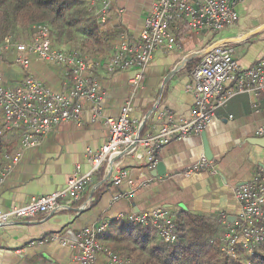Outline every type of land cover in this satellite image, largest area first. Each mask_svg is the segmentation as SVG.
<instances>
[{"label":"crops","instance_id":"crops-1","mask_svg":"<svg viewBox=\"0 0 264 264\" xmlns=\"http://www.w3.org/2000/svg\"><path fill=\"white\" fill-rule=\"evenodd\" d=\"M99 1L100 10L105 3L109 6L103 26L107 52L102 59L106 61L124 42L141 37L156 0ZM236 9V25L220 32H196L182 22L173 23L171 32L178 47L172 51L158 49L138 84H134L137 70L110 76L104 66L99 68L95 76L103 94V117H119L131 99V118L141 122L142 135L156 134L169 119L166 113L190 118L195 97L186 87L193 68L207 51L219 44L231 45L242 70L264 59V0H239ZM8 56L0 54V84L17 86L30 74L54 93L66 90L64 67L38 58H32L29 71L22 77L9 79L5 75L10 67ZM83 105L80 124H60L38 147L24 149L16 164L9 167L8 162L0 171L2 211L59 191L77 171L89 169L91 156L108 140V130L104 120L93 118L90 104L84 101ZM262 130L264 94H237L217 111L204 132L215 171L187 174L205 156L201 134L174 140L161 150L157 158L164 166V176L155 177V170L133 156L114 157L93 177L79 201L65 202L58 211L31 221L1 224L0 264H80L73 243L81 231L101 221L120 220L122 215L164 210L206 220L226 217L233 224L241 212L234 189L251 181L260 169L264 171V149L251 143L264 137L258 134ZM19 146L20 141L16 149ZM117 163L120 171L127 173L120 185L109 180L110 170ZM112 173H117L114 168ZM96 264L111 262L102 253Z\"/></svg>","mask_w":264,"mask_h":264},{"label":"built area","instance_id":"built-area-1","mask_svg":"<svg viewBox=\"0 0 264 264\" xmlns=\"http://www.w3.org/2000/svg\"><path fill=\"white\" fill-rule=\"evenodd\" d=\"M90 1L92 6L96 5L94 0ZM238 2L156 0L141 37L137 41L124 42L105 63L86 60L73 52L59 49L50 29L44 25H34L32 36L25 41L5 37L0 44V54H14L16 65L23 71H29L32 58H38L63 66L66 74V90L60 93L52 92L41 80L30 74H26L17 86L0 84V111L4 130L20 135V146L14 156L9 158V167L19 161L24 149L38 147L60 124H80L84 101L90 104L95 120H104L108 140L91 156L89 169L85 173L77 171L63 189L33 197L26 205L12 207L7 212L0 209V225L12 220L31 221L41 214L58 211L65 202L79 201L93 177L105 170L114 157L133 156L147 163L150 170H156L159 165L158 154L164 147L191 134L202 135L217 111L237 94L247 93L256 97L264 94V59L242 70L235 58V49L231 45L219 44L203 54L191 72V81L186 87L195 97L190 118L183 119L166 113L169 119L159 131L143 136L141 122L131 118V99L122 107L119 117H103V94L95 76L99 68L104 66L110 76L137 70L134 84H138L158 49L172 51L178 47L171 32L173 23L185 21L187 27L196 32H220L238 22ZM108 7L105 3L97 13L103 23L107 18ZM258 134L264 136V131ZM119 165L117 163L113 167L116 175L112 173V168L109 176V180L116 185H120L127 175L126 171H120ZM206 169L215 171L211 161L203 156L187 174ZM234 196L240 206V215L233 224H227L229 221L223 218L222 222L228 225V229L220 234L218 240L221 251L227 257L238 260L240 250L253 255L256 247L264 242V171L260 169L251 181L236 187ZM124 218L134 224L152 225L166 244H174L178 240L175 215L167 211L156 210L127 217L122 215L121 219ZM108 229L109 223L101 221L81 231L73 243L78 250L76 260L80 264H96L102 253L109 257L111 264H129L123 256L105 251L102 247L99 237Z\"/></svg>","mask_w":264,"mask_h":264},{"label":"trees","instance_id":"trees-1","mask_svg":"<svg viewBox=\"0 0 264 264\" xmlns=\"http://www.w3.org/2000/svg\"><path fill=\"white\" fill-rule=\"evenodd\" d=\"M94 2L95 6L90 0H0V44L7 36L25 41L32 36L34 25H44L55 44L67 52L105 62L107 34L97 14L100 1ZM1 116L0 111V171L20 141V135L4 130ZM175 223L178 240L174 244L163 242L152 225L134 224L126 218L109 222L99 242L105 251L123 256L129 264H264V242L253 255L240 250L238 260L221 251L218 237L228 229L221 218L206 220L180 213L175 215Z\"/></svg>","mask_w":264,"mask_h":264},{"label":"water","instance_id":"water-1","mask_svg":"<svg viewBox=\"0 0 264 264\" xmlns=\"http://www.w3.org/2000/svg\"><path fill=\"white\" fill-rule=\"evenodd\" d=\"M202 139H203V143H204V152H205V156L209 159L212 160V151L210 149V146L208 144L207 138H206V133H203L201 135ZM251 143L253 145H257L261 148L264 149V137L262 138H258V139H254L253 141H251ZM164 166L162 164H159L157 169L153 172V175L156 176H164Z\"/></svg>","mask_w":264,"mask_h":264},{"label":"rangeland","instance_id":"rangeland-1","mask_svg":"<svg viewBox=\"0 0 264 264\" xmlns=\"http://www.w3.org/2000/svg\"><path fill=\"white\" fill-rule=\"evenodd\" d=\"M56 46L59 49L66 51V48L64 46H61V47L59 45H56ZM8 55H9L8 57H9L10 67H8V71L5 72V75H7L9 79H12L14 77H18V78L22 77L25 74V72L23 71L21 67L16 65L14 54L13 55L8 54Z\"/></svg>","mask_w":264,"mask_h":264}]
</instances>
